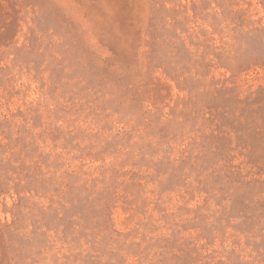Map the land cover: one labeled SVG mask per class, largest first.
Masks as SVG:
<instances>
[{
	"label": "rangeland",
	"instance_id": "374dc122",
	"mask_svg": "<svg viewBox=\"0 0 264 264\" xmlns=\"http://www.w3.org/2000/svg\"><path fill=\"white\" fill-rule=\"evenodd\" d=\"M0 264H264V0H0Z\"/></svg>",
	"mask_w": 264,
	"mask_h": 264
}]
</instances>
